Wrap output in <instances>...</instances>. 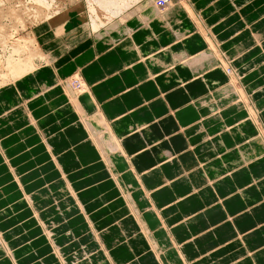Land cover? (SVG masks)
Returning a JSON list of instances; mask_svg holds the SVG:
<instances>
[{
    "label": "crops",
    "instance_id": "1",
    "mask_svg": "<svg viewBox=\"0 0 264 264\" xmlns=\"http://www.w3.org/2000/svg\"><path fill=\"white\" fill-rule=\"evenodd\" d=\"M183 1L33 27L47 60L0 93V264H264V0Z\"/></svg>",
    "mask_w": 264,
    "mask_h": 264
},
{
    "label": "bare ground",
    "instance_id": "2",
    "mask_svg": "<svg viewBox=\"0 0 264 264\" xmlns=\"http://www.w3.org/2000/svg\"><path fill=\"white\" fill-rule=\"evenodd\" d=\"M17 1H18L17 3L18 5H16L17 7L15 6V4H13V2H12L13 5L8 6L7 4L5 5L3 4L0 6L2 7V9L0 10V20L3 17L4 19L11 18L10 20L12 21L14 20L16 24L17 23L18 25H20V23L23 24L22 18L20 16V12L23 13V9H24V13L26 15L27 13H29V15L33 16L34 20L37 18H40V16L47 17L46 19L34 24L35 26H37L38 24L44 23L45 21H49L51 24L56 25L64 21L65 22L68 21L70 15H72V13L75 12L77 14V17L87 22L89 26L91 25L95 32H97L99 29L100 30L107 29L106 31H109V29H111V31L109 32H112L113 30L117 31V29H119V27L122 25V23H120L119 21L120 20L123 21L128 18H133V17L134 19L137 18L136 21L140 23L143 21L144 16L148 17L151 15L152 16L153 15H164V14L166 15L170 10L175 8L176 2H177V0L176 1L175 0H85V3L88 6L87 8L90 14H85V11L82 9V7H81V10H78L77 8H79V6L77 5L76 6L77 10L72 9L70 14L68 11L65 16L64 15L61 16L62 13L60 11H56V12L53 11L54 13H51L49 11L51 8H53L54 3H56L55 0H29L31 4L33 3L35 5L33 7L34 9L32 10V13H31V9H29L30 12L28 11V7L30 6L27 7L24 1H21V0H17ZM7 2L9 3L8 0ZM79 2L81 1L78 0L77 3L79 4ZM1 3L2 1L0 0V4ZM30 3L28 2V5H30ZM33 4L31 5V7L33 6ZM140 4L142 5L140 6ZM182 5H184V7H186L189 13L191 14V9L189 5L185 2V0L183 1ZM59 6L61 8V4ZM59 6H57L58 8L57 7L56 8L59 9ZM134 19L132 21H135ZM116 20L118 22L116 24H113ZM3 25H6V24H3ZM2 27H0V30L2 29L0 32V42L2 46L1 51L4 52V57H3L4 61L1 60L2 56L0 55V93L4 91L5 89H7L9 86H15L19 80L33 75L40 67L44 65L43 62H46L47 60V57L41 52L39 48L40 46H38L37 44L36 36L33 34L34 32H32V34L27 35L28 37L26 36L25 39L23 37V39L26 41L22 43V41L18 40L20 38H18L17 40L12 39V38H15L13 37L14 34H17L15 32L18 30L16 28L17 26L16 27L12 26L14 28V32L13 30H11L12 27L10 28L9 31L6 28L4 29ZM22 29H20V32ZM125 32H127V30ZM6 52H9V53H6ZM6 54L8 55L6 56ZM220 62L222 63V61ZM223 66L227 73L229 74L233 73V71L231 72V69L228 66H226L224 63H222V67ZM231 77L233 78V80L235 79L233 74H231ZM81 82L82 81L80 80V78H79V83H73L69 79L62 81L64 89L66 90L70 98L76 99L78 95L87 91L88 88H86V85L82 88ZM234 83L235 82H233V84ZM234 85L236 86V84ZM4 119L6 120L7 117Z\"/></svg>",
    "mask_w": 264,
    "mask_h": 264
},
{
    "label": "rangeland",
    "instance_id": "3",
    "mask_svg": "<svg viewBox=\"0 0 264 264\" xmlns=\"http://www.w3.org/2000/svg\"><path fill=\"white\" fill-rule=\"evenodd\" d=\"M2 1V3L0 4V6L1 5H5V4H7L8 6L9 5H13V4H15V6L16 5H18L17 3H18V1L17 0H8L9 1V3L7 2V0H1ZM14 1H16V2H14ZM21 1H24L25 2V4L27 5V7L28 6H30V7H28V11H29V9H31V13H32V10L34 9L33 7L35 6L33 3V6L31 7V3H30V1L29 0H21ZM30 3V5H28V2ZM72 1V2H71ZM74 1V2H73ZM76 1V2H75ZM81 2H79V4L77 3L78 2V0H59V1H57V0H55V2L57 3H54V6H53V8H51V9H53V10H49L51 13H54L53 11H60L62 14H61V16L62 15H66V13L69 11V14L71 13V11H72V9H76V6L78 5L79 6V8H77L78 10H81V7H82V9L85 11V14H90L89 13V11H88V6H87V4L85 3V0H80ZM12 2H13V4H12ZM23 2V3H24ZM27 2V3H26ZM70 2V3H69ZM61 4V8H60V6L59 5ZM20 5V4H19ZM25 5V6H26ZM65 5V6H64ZM7 6V7H8ZM57 6H59V9H57L58 7ZM17 7V6H16ZM57 7V8H56ZM6 8V7H5ZM86 8V9H85ZM2 9V7H0V10ZM57 9V10H56ZM76 9V10H77ZM27 11V12H28ZM26 12V11H25ZM30 12V11H29ZM88 12V13H87ZM23 13H24V9H23ZM23 13H21L20 12V16H21V18H22V21H23V24H21L20 23V25H18V23L16 24L15 23V21L13 20H10L11 18H6V19H4V17L0 20V27H2V28H6L8 31L10 30V28L13 26V27H16L18 30L17 31H15L17 34H14V36L13 37H15V38H12V39H14V40H17L18 38H20V39H18V40H20V41H22V43H24V41H26V40H24L25 38H26V36L27 35H29V34H32V32H33V27H35V25L34 24H36L37 22H39V21H42V20H44V19H46L47 17H44V16H40V18H37V19H33V16H31V15H29V13H27V15L29 16H27L25 13V15L23 14ZM22 14V15H21ZM23 15H24V17H23ZM72 16H74V17H77V14L74 12V13H72ZM8 19V20H7ZM23 19H25V20H23ZM2 21V22H1ZM8 21V22H7ZM10 21H11V23H10ZM5 22V23H4ZM8 23V24H7ZM3 24H6V25H3ZM12 24V25H11ZM10 26V27H9ZM22 26V27H21ZM9 27V28H8ZM11 28V30H13V32H14V28ZM24 27V28H23ZM23 28V29H22ZM20 29H22L21 30V32H20ZM2 30V29H1ZM1 30H0V32H1ZM23 34V35H22ZM34 34V33H33ZM9 35V34H8ZM35 35V34H34ZM20 36H22V37H20ZM36 36V35H35ZM23 37H24V39H23ZM28 37V36H27ZM13 41V40H12ZM1 42H0V55L2 56V61H4V52H2L1 51ZM32 52H33V50H32ZM6 53H9V52H6ZM8 54H6V56H7ZM79 75V76H78ZM79 78H80V80L82 81L81 83H82V88L85 86V83H84V80H83V78H82V76L80 75V73L79 72H76L75 74H73L72 76H70L68 79L71 81V82H73V83H79ZM67 80V79H66Z\"/></svg>",
    "mask_w": 264,
    "mask_h": 264
}]
</instances>
